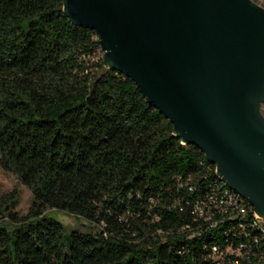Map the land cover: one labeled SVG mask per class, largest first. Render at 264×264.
<instances>
[{"label": "trees", "instance_id": "obj_1", "mask_svg": "<svg viewBox=\"0 0 264 264\" xmlns=\"http://www.w3.org/2000/svg\"><path fill=\"white\" fill-rule=\"evenodd\" d=\"M0 167L32 193L26 215L17 188L0 196V264H215L211 247L226 243L225 228L190 238L216 166L105 66L64 0H0ZM48 209L97 230H68Z\"/></svg>", "mask_w": 264, "mask_h": 264}, {"label": "water", "instance_id": "obj_2", "mask_svg": "<svg viewBox=\"0 0 264 264\" xmlns=\"http://www.w3.org/2000/svg\"><path fill=\"white\" fill-rule=\"evenodd\" d=\"M133 80L264 220V7L253 0H64Z\"/></svg>", "mask_w": 264, "mask_h": 264}, {"label": "built area", "instance_id": "obj_3", "mask_svg": "<svg viewBox=\"0 0 264 264\" xmlns=\"http://www.w3.org/2000/svg\"><path fill=\"white\" fill-rule=\"evenodd\" d=\"M216 175L219 181L210 184L206 194L198 196L192 206L198 228L192 231L187 226L179 233L190 230V238H194L225 228L226 243L215 244L210 249V258L215 264H264V220L258 218L249 201L221 181L217 168ZM197 189L189 185L190 192Z\"/></svg>", "mask_w": 264, "mask_h": 264}, {"label": "rangeland", "instance_id": "obj_4", "mask_svg": "<svg viewBox=\"0 0 264 264\" xmlns=\"http://www.w3.org/2000/svg\"><path fill=\"white\" fill-rule=\"evenodd\" d=\"M253 1L264 7V0ZM261 110L264 114V101L262 102ZM16 188L19 190L20 194V199L16 210L19 212L20 215H26L29 212L30 205L32 202V193L30 189L22 185L19 179L14 174L6 172L0 167V196L11 192ZM45 215L52 217L58 221H61L67 227L68 230H79L81 232H95L97 230L94 224L67 212L55 209H48L45 212Z\"/></svg>", "mask_w": 264, "mask_h": 264}]
</instances>
